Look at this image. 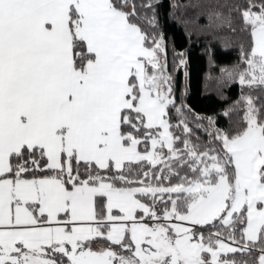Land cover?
Instances as JSON below:
<instances>
[{
    "label": "snow or ice",
    "instance_id": "6c2138e0",
    "mask_svg": "<svg viewBox=\"0 0 264 264\" xmlns=\"http://www.w3.org/2000/svg\"><path fill=\"white\" fill-rule=\"evenodd\" d=\"M183 7L239 24L221 76L264 92V0ZM158 27L153 0H0V264H264V97L192 115Z\"/></svg>",
    "mask_w": 264,
    "mask_h": 264
},
{
    "label": "trees",
    "instance_id": "16d2710c",
    "mask_svg": "<svg viewBox=\"0 0 264 264\" xmlns=\"http://www.w3.org/2000/svg\"><path fill=\"white\" fill-rule=\"evenodd\" d=\"M137 4L145 0H135ZM157 4L159 32L167 42L169 70L173 69L174 52H182L186 65L179 72L173 71L177 103H183L191 114H199L203 117H217L220 127H228L229 120L218 115L227 109L241 95L251 94L264 97V92L253 91L247 87L241 88L231 80L225 82L221 76V68L228 67L229 70L238 73L243 66L234 68L239 64L241 47L245 50L249 47L246 33L239 31V24L235 27L237 31L224 29L222 31L209 32L201 30V26L207 23L203 17L199 24L192 23L194 15L191 9H185L184 4L188 0H153ZM201 3H224L226 0H198ZM231 2V0H227ZM172 4L180 7L173 9ZM131 11V8L128 9ZM178 21H189L180 23ZM178 63V61H177ZM238 79V75L236 76ZM232 121L237 119L234 113ZM175 122V118H174ZM203 123L207 124V120ZM193 126L194 125H190Z\"/></svg>",
    "mask_w": 264,
    "mask_h": 264
},
{
    "label": "flooded vegetation",
    "instance_id": "af4514ba",
    "mask_svg": "<svg viewBox=\"0 0 264 264\" xmlns=\"http://www.w3.org/2000/svg\"><path fill=\"white\" fill-rule=\"evenodd\" d=\"M234 258H235L237 261L249 260V264H251V259H253L254 257L236 255Z\"/></svg>",
    "mask_w": 264,
    "mask_h": 264
}]
</instances>
